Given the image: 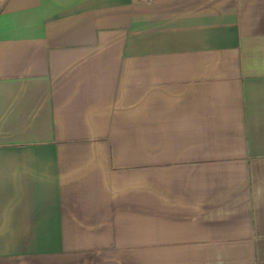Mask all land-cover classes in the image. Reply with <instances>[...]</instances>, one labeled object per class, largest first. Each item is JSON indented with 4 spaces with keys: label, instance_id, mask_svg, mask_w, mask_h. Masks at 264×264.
Instances as JSON below:
<instances>
[{
    "label": "crops",
    "instance_id": "crops-1",
    "mask_svg": "<svg viewBox=\"0 0 264 264\" xmlns=\"http://www.w3.org/2000/svg\"><path fill=\"white\" fill-rule=\"evenodd\" d=\"M0 264H264V0H0Z\"/></svg>",
    "mask_w": 264,
    "mask_h": 264
},
{
    "label": "built area",
    "instance_id": "built-area-1",
    "mask_svg": "<svg viewBox=\"0 0 264 264\" xmlns=\"http://www.w3.org/2000/svg\"><path fill=\"white\" fill-rule=\"evenodd\" d=\"M147 1H151V0H147Z\"/></svg>",
    "mask_w": 264,
    "mask_h": 264
}]
</instances>
